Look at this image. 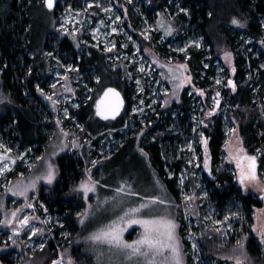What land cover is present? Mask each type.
<instances>
[{
	"label": "rangeland",
	"instance_id": "rangeland-1",
	"mask_svg": "<svg viewBox=\"0 0 264 264\" xmlns=\"http://www.w3.org/2000/svg\"><path fill=\"white\" fill-rule=\"evenodd\" d=\"M39 1L45 3V0ZM165 2L164 9L158 10ZM180 4V0H158L156 3L154 0H60L58 9L51 11L53 22L48 48H55L63 37H68L83 59L90 58L91 50L99 52L112 71L123 72L120 87L124 95H131V103L123 117L125 127L100 129L97 134L90 132L72 116V111L91 104L96 114L97 101L109 86H100L102 83L97 74L86 70L82 72L67 61L65 55L62 58L54 50L44 52L47 69L43 75L37 71L36 77V87L39 81L44 84L43 89L36 88L40 91L38 96L41 100H35L30 95L27 99L39 107L44 123L51 125L52 129L44 132L51 136L50 144L43 153L35 155L31 149L22 150L14 140L0 132V169H3L0 172V253L17 248V252L10 256L16 264H33L34 255L44 250L52 242L54 232L61 229L63 243L59 246L57 259L53 260L57 264H70V261L71 264H81L77 246L85 256L91 257L92 263L88 264H149L153 259L155 264H166L171 256L169 249H162V255L155 257L137 255L129 258L130 250L90 238L115 221L124 229L123 239L131 243L141 237L144 227L129 221L154 216H167L176 223L183 264H190V259L193 264H219L220 261L236 264L237 259L243 264H255L248 253V237L242 236L244 228L249 227L244 208L238 202H232L226 213L220 215L206 201L208 190L205 179L216 181L217 173L221 174L224 168H215L203 146V136L213 120H222L227 137L225 163L230 164L229 171L243 192L261 197L264 205V178L261 161L256 157L263 149L258 148L256 155H251L240 135V122L235 117L230 119V112L236 110L227 102V97L236 94L238 89V86L229 84L236 81L233 71L235 58L231 51L224 49L221 60L215 62L216 74L209 88L204 90L194 82V75L188 66L191 50L195 48L204 52L206 61L203 65L206 69L213 55L210 54L211 47L202 37H194L181 27L180 16L185 14L188 17V11H182ZM129 5L140 18L139 29L133 27ZM173 5L177 6L173 8L177 11L175 13H172ZM34 14L37 30L45 26L51 17L46 6L36 8ZM245 41L250 52L263 56L264 37L258 42L249 41V38ZM225 53H231V56L226 58ZM181 56L184 61H179ZM185 94L190 104L187 112L184 109L179 111ZM222 100L223 106L213 114L216 101ZM178 115L183 119L187 117V123L180 128L176 125ZM169 116L174 122L172 130H177L181 141H177L180 146L176 156H164V161H169L171 166L165 169L164 181L170 182L174 177L178 179V203V199L168 195L167 184L154 174L150 161L143 154L145 148L158 141L156 135L161 131L157 130V126L161 122L165 125L164 120ZM139 128L143 129L137 140L141 152L129 146L124 151L131 150L132 154L125 155L123 151L112 156L118 146H122ZM241 147L245 151L239 155L246 153L256 157V179L245 180L244 184L240 180L241 169L234 158ZM64 154L83 160L84 176L73 187L72 193V196L81 198L76 204V216H81L78 222L83 230L81 237L72 235L64 227L61 215L48 211L38 200L42 190L48 193L57 183V160ZM177 162L186 163L178 174L173 170V164ZM247 163L244 162L245 169ZM49 165L55 172L51 182L44 178ZM89 177L98 183L94 184L93 191L85 194L80 185L89 182ZM19 188L27 189L25 195L14 194ZM153 197L160 199L153 202L150 199ZM160 200L165 203H160ZM141 204L148 207L140 208ZM132 208H140V211L132 213ZM25 217L28 222L22 223ZM253 220L251 230L264 254V206L253 211ZM206 231L211 238L214 233L219 234L223 244L227 245L226 248L222 245L224 249L219 259L209 262L202 257L201 248ZM185 243L190 245V249ZM0 264L4 263L0 260Z\"/></svg>",
	"mask_w": 264,
	"mask_h": 264
},
{
	"label": "trees",
	"instance_id": "trees-1",
	"mask_svg": "<svg viewBox=\"0 0 264 264\" xmlns=\"http://www.w3.org/2000/svg\"><path fill=\"white\" fill-rule=\"evenodd\" d=\"M157 1L154 0L155 3ZM180 1V9L188 11V17L185 14L180 16L181 27L194 37H202L206 44L211 47L210 54L213 55L209 67L206 69L203 65L206 61L204 60V52L195 48L191 50V59L188 66L194 75V82L198 83L204 90L209 88L212 85L211 79L216 74L215 62L218 59L221 60V53L224 49L231 51L235 58L233 71L236 74V81L233 83L238 86V89L236 94L229 97L226 95L227 102L231 103L232 109L236 110L230 112V119L235 117L240 122V135L251 155H256L258 148L263 149L264 152V70L262 69L264 51L262 57L255 56L253 52H250V48L245 41L249 38V41L258 42L264 37L262 23V19H264V0ZM165 5H167V2L161 5L158 10H163ZM42 6L46 5L39 0H0V132L5 137L14 140L22 150L31 149L35 155H39L47 149L51 136L49 137L46 133L52 129L51 125L44 123V116L41 114L42 112L40 113L39 107L31 104L27 99L30 95L35 100H41L38 96L40 91L36 88L39 86L38 89H43L44 84H40L39 81V85L36 87L38 81L36 77L38 75L37 71L39 75H43L47 69L46 58H44L45 51L51 52L54 50L62 58L65 55L67 61L79 67L82 72L86 70L97 74L102 83L100 86L105 85V88L109 86V88L118 90L123 98L126 97L127 103H131V100H129L131 95H124L120 87L123 72L119 70L112 71L106 64L104 56L99 55V52L91 50L90 58L83 59L76 52L73 40L68 37H63L60 43L56 45L57 47L48 48L53 22L51 11L57 10L59 5L54 10H49L46 7L51 13V17L48 18L45 26L37 30L34 10L42 8ZM175 7L177 6H171L172 13L177 12L174 10ZM128 9L134 24L133 27L139 29V16L131 5ZM96 11L99 13V10ZM234 18L239 20L240 23L234 24L232 22ZM36 32H38L37 35ZM184 60V57H179V61ZM223 104L224 101L222 100L219 108L216 109V101L215 110L212 113L218 112ZM189 106V99L185 94L183 105L178 109L179 111L184 109L187 112ZM72 116L85 129L94 134H97L100 129H121L125 127L123 118L115 124L100 120L91 104L82 105L78 110L72 111ZM212 116L215 117V115ZM164 121L165 125L164 122H161L157 126V130L161 131L156 135L158 141L142 150L145 151L143 154L150 161L154 174L156 173L161 181L167 184L168 195L178 199V203L180 201V192L176 188L178 179L174 177L170 182L164 181V178L166 179L165 169L169 165V161H164V156H176L180 146L177 141H181V139L176 134L177 130H172L174 125L172 117L169 116ZM176 123L178 128H180V125L183 127L187 123V117L183 119L182 116L178 115ZM45 131L46 133H44ZM141 132H143V129L139 128L138 132L131 134L122 146H118L112 156L123 152L129 146H131V149L134 146L136 148L134 151L141 152L138 147L140 143L137 141ZM203 137V142L207 141V144L203 143V146L209 152L215 168L221 166L224 168L221 174L217 173L216 181L205 179L208 190L206 201L220 215L226 213L232 202H238L244 208L249 227L244 228L245 231L242 232V236L246 235L248 237V253L255 264H264L261 245L251 230L254 225L253 211L262 209L264 206L261 197L245 194L229 171L231 166L225 163L224 158L227 137L220 118H216L212 121V124L210 123L209 129L205 130ZM124 152H126L125 155L132 154L131 150L127 151L126 149ZM184 164L186 165L183 162L174 163L173 170L175 173H180ZM57 167L59 171L57 183L48 193L42 190L38 200L46 206L48 211L61 215L64 227L68 228L72 235L81 237L83 236V230L78 224L81 216L80 218L76 216V204L81 198L80 196H72V193L74 192L73 187L83 179V160L70 154H64L59 156ZM260 169L264 178V156L261 159ZM13 177H15V174H13ZM61 231L54 232L52 242H49L44 250L34 255L35 258L31 260L33 264H50L57 259L60 251L59 246L63 243V239L60 238ZM207 231L205 232L204 241L201 243V248L202 257L209 262L210 260L219 259L222 249H224L222 245H225V248L227 245L223 244L219 234L214 233L211 238ZM183 232L184 230L181 231L182 237L184 236ZM231 240L233 243L235 242L234 238ZM185 245L187 249H190L188 243H185ZM16 249H10L7 253L1 252V262L16 264L10 258L11 255L17 252ZM77 249L80 251L81 264L92 263L91 257L85 256L80 246H77ZM190 260V264H193V261ZM28 264H31V262ZM219 264H224V262L220 261Z\"/></svg>",
	"mask_w": 264,
	"mask_h": 264
},
{
	"label": "snow or ice",
	"instance_id": "snow-or-ice-1",
	"mask_svg": "<svg viewBox=\"0 0 264 264\" xmlns=\"http://www.w3.org/2000/svg\"><path fill=\"white\" fill-rule=\"evenodd\" d=\"M45 3L49 9L53 8L54 0H45ZM182 11H186L181 9ZM234 24H239L240 21L237 19H233L232 21ZM226 58L231 56V53H225ZM180 67H185L181 65ZM231 83V82H230ZM113 94L117 101L115 105L111 108L110 111H105V101L109 94ZM219 95V93H217ZM123 101L119 99V93L116 92L115 89L109 88L105 91L104 95L97 101L96 108L97 114L104 116L105 119L108 118V115H115L119 111V107L122 105ZM205 145L207 141H204ZM8 151H11L8 149ZM244 149L241 147L237 149V155L234 157L237 160V167L241 169V183L244 184L245 180H255L256 179V157L247 155L246 153L241 156L239 153H244ZM2 159V157H0ZM247 161V169H245L244 162ZM3 169H0L2 172ZM55 177V172L51 165L48 166V170L46 173V178L49 182H51ZM39 179V178H38ZM98 182L92 181L91 177H89V182H82L80 187L84 189L85 194L89 191L94 190V184ZM34 186V183H33ZM121 189H118L120 191ZM27 189L26 188H19L17 193L21 196L25 195ZM153 202L159 200V197L150 198ZM160 203H165V201L160 200ZM148 205L141 204L140 208H146ZM140 208H132L130 211L132 213H138ZM16 213L13 212V216L15 217ZM80 215V214H78ZM127 215V214H125ZM120 219H123L122 217ZM28 218L25 217L22 223H27ZM83 223V219L81 220ZM129 223H137L141 224L144 227V233L138 240H134L131 243L125 241L123 239V231L124 229L121 228L115 221L112 222L111 225H108L104 228H101L96 233L92 234L90 237L95 241H103L110 245H115L117 247L128 249L129 258L132 256H144V257H155L157 255H162V249H169L171 256L170 261H166V264H183V258L179 249V243L176 237V223L169 219L167 216H154L151 218H143V219H136L130 220ZM239 243V241H238ZM42 247V246H41ZM53 264H57L56 261H53ZM71 264V261H70ZM149 264H155L154 259L149 261ZM236 264H243V261L237 259Z\"/></svg>",
	"mask_w": 264,
	"mask_h": 264
},
{
	"label": "water",
	"instance_id": "water-1",
	"mask_svg": "<svg viewBox=\"0 0 264 264\" xmlns=\"http://www.w3.org/2000/svg\"><path fill=\"white\" fill-rule=\"evenodd\" d=\"M59 3H60V0H54V6H53V8L49 9V8L47 7V5H46V7H47L49 10H54V9H56V8L58 7ZM231 86L234 87V83H233V82L231 83ZM115 90H116V89H115ZM116 92L119 93V99L122 100L123 103H122V105L119 107V111H118L114 116H113V115H108V118H107V119H114V118L118 117V116L122 113V111H123V107H124V98H123V96L121 95V93H120L118 90H116ZM103 95H104V94H103ZM116 101H117V98H116L113 94L110 93L109 96L107 97L106 101H105V111H106V112L110 111L111 108L115 105ZM220 104H221V101H217V107H216V109L219 108V105H220ZM97 115H98V114H97ZM98 116L101 117V118H103V119H105L104 116H101V115H98Z\"/></svg>",
	"mask_w": 264,
	"mask_h": 264
},
{
	"label": "flooded vegetation",
	"instance_id": "flooded-vegetation-1",
	"mask_svg": "<svg viewBox=\"0 0 264 264\" xmlns=\"http://www.w3.org/2000/svg\"><path fill=\"white\" fill-rule=\"evenodd\" d=\"M230 82L232 83V81H230ZM231 83H229V84L231 85ZM124 98H125V100H126V97H125V96H124ZM125 100H124L123 111H122V113H121L118 117H116V118H114V119H103V118H101V117H98V118H99L100 120L104 121V122H107V123H114V124H115L118 120H120V119H122L123 117H125V114H126V111H127V108H128L127 100H126V102H125ZM263 156H264V152L259 153V154L256 155V157L259 158L260 161H261V159L263 158Z\"/></svg>",
	"mask_w": 264,
	"mask_h": 264
}]
</instances>
